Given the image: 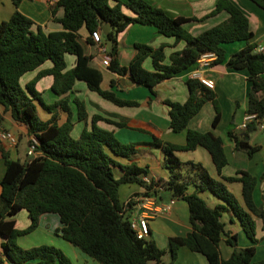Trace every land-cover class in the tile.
Masks as SVG:
<instances>
[{
    "label": "trees",
    "instance_id": "obj_1",
    "mask_svg": "<svg viewBox=\"0 0 264 264\" xmlns=\"http://www.w3.org/2000/svg\"><path fill=\"white\" fill-rule=\"evenodd\" d=\"M23 1L13 0L14 14L8 21L0 22V105L11 112L13 121L24 124L29 134L38 140L36 151L39 155L21 162L3 152L6 173L0 190V236L5 241L0 264H73L55 246L26 249L18 243L20 237L38 229L42 216L51 214L60 219L61 227L56 233L100 264H174L183 247L204 255L210 264H264V259L254 261L259 240L253 217L263 221L264 230V207H258L253 198L258 183L264 182V175L258 178L240 170L236 176H224L222 171L229 163L224 139L211 131L189 129L190 121L209 102L216 110L213 124L219 123L222 109L214 89L198 78H191L187 81L190 97L186 102L162 100L169 108L172 131H187L184 145L166 142L144 128L131 126L128 118L111 113L94 115L89 127L86 105L78 98L74 99L78 119L86 125L80 137L75 138L72 135L75 127L73 111L70 98L66 96L80 80L85 81L91 91L119 107L140 106L138 101L126 100L115 91L102 88L103 73L91 64L92 57L85 54L81 43L80 31L84 27L91 34L97 30L103 32V27L110 25L108 38L113 41L109 50L110 69L148 87L154 97L160 83L194 67L203 55L215 53L218 58L214 65L219 64L225 59L224 45L242 41L246 46L231 55L227 67L249 72L252 86L246 114L256 118L242 132L229 131L228 136L234 140L237 150L245 151L252 158L260 148L250 144V137L264 123V52L258 51L257 43L253 42L254 33L246 13L232 0H219L211 13L194 20L202 21L223 11L229 14L228 19L194 36L184 28V24L193 19L171 17L145 0H58L50 9L52 19L61 23L63 30L46 33L41 26L35 29L36 23L19 10ZM251 1L264 10V0ZM60 7L65 10L62 18L57 16ZM124 7L134 15L126 14ZM134 24L153 26L160 34L175 38V47L181 41H185L186 46L173 52L167 64L165 50L168 45L154 48L137 43L136 54L128 66H123L118 53V35ZM87 43H94L93 39H88ZM66 54L77 57L73 69L66 70ZM149 58L153 60V70L144 66ZM47 61H51L53 67L41 71L23 87L22 77ZM46 76L54 77L53 90L60 97L53 104H47L37 89L40 79ZM114 85L112 82V87ZM38 104L52 114L50 120L41 119ZM60 111L68 114L62 125L59 124ZM99 122L149 133L150 145L165 154L169 179L152 180L148 184L144 176H148L149 168L133 161L139 152V144L123 143L114 131L101 128ZM200 146L210 153L221 179L212 177L202 163L183 162L176 155V152L194 151ZM116 157L128 162L122 164ZM117 169L122 172L120 177L116 176ZM225 182L243 184L246 208ZM132 183L144 188L143 195L157 198L163 188L172 198L185 200L189 205L192 231L185 236L171 237L167 249L159 247L153 240L139 239L131 227L127 210L136 203L126 206L120 199L121 185ZM191 188L195 189L192 193ZM202 191H211L224 204L210 207L200 196ZM23 210L28 212L31 224L18 229L14 217ZM229 211L240 220L252 246L240 247L238 236L226 230L222 217ZM223 236L228 237L226 242L234 248L227 260L222 258L220 251ZM167 254L171 256L169 263L164 262Z\"/></svg>",
    "mask_w": 264,
    "mask_h": 264
},
{
    "label": "crops",
    "instance_id": "obj_2",
    "mask_svg": "<svg viewBox=\"0 0 264 264\" xmlns=\"http://www.w3.org/2000/svg\"><path fill=\"white\" fill-rule=\"evenodd\" d=\"M58 0H24L19 10L35 23L41 26L46 33L62 31L63 25L52 19L51 5ZM127 2L128 0H121ZM151 5L163 9L171 17H183L190 19L184 24V28L192 35L198 36L206 30L222 23L228 19L229 14L226 11L221 12L217 16L210 17L202 21L194 19H201L211 13L219 0H145ZM236 3L249 17L251 30L254 33L253 42L257 43L258 51L263 49L264 52V10L257 6L251 0H232ZM115 5V2H112ZM15 6L13 0H1L0 2V22L8 21L14 14ZM124 12L128 15H134L129 9L124 7ZM65 14L63 7L58 10V18H62ZM103 33V32H102ZM81 43L83 45L86 55L92 57L91 64L102 71L103 81L102 88L105 90H113L118 96L126 100H134L140 103L139 107H119L112 102L104 99L98 93L91 91L85 81H76L74 88L66 96L70 98V106L73 111V119L75 127L72 135L75 138L80 137L84 128L85 122L79 121L77 105L74 102L75 98L83 101L86 105L88 112V125L90 127L92 117L94 115H103L105 113L115 114L120 117H125L130 120L129 124L133 127L144 128L149 132L156 134L162 140L173 144L184 145L187 139V131L176 133L170 128L169 108L162 104V100L170 99L173 101L184 103L190 97V89L188 87V79L194 78L195 74L199 71V66L196 64L189 70L179 74L178 76L165 80L160 83L156 88L157 96H152L148 87L134 83L129 76H120L113 72L110 67L103 65V60L106 55H109V47L106 53L99 51V46L94 43H87L88 39H92L90 32L87 28H82L80 31ZM104 41L107 43V38L103 36ZM175 38L166 37L160 34L153 26L134 24L129 26L124 32L118 35V53L123 66H128L137 50L135 45L137 43H144L158 48L163 44L168 45L165 50L166 63H170V55L178 50H182L186 46L185 41H181L176 47ZM174 46V47H173ZM246 46L245 42H234L224 45L226 50L225 59L213 67L200 71V78L208 79L214 83V91L218 96V102L222 109L221 119L217 126H214L216 118V110L212 102L207 103L202 111L194 117L189 123V129L197 130L200 132H213L215 135L224 139L226 153L228 155L229 163L224 167L222 174L226 177L236 176L238 171L243 170L249 172L253 176L261 178L264 175V123L259 129L254 132L250 137V144L257 146L260 149L249 158L245 151L237 150L234 140L229 138L228 132L240 133L242 132L241 124L243 123L246 115L247 100L251 92V82L249 80V72L247 70H235L227 67V63L232 54L240 51ZM110 56V55H109ZM67 68L66 70L73 69L77 64V57L72 54L65 56ZM144 66L148 70H153V60L147 59ZM53 67L51 61H47L44 65L35 71L25 74L21 79V84L25 87L29 82L38 76L43 71ZM264 77V74H263ZM112 82L115 85L112 87ZM54 77L46 76L40 79L37 84V89L41 93L43 100L47 104H53L60 97L53 90ZM151 99V101H150ZM38 106V113L41 119L48 121L52 118V114L44 110L40 104ZM68 114L65 111H60L59 124L62 125L67 121ZM118 120V119H117ZM98 125L109 131H114L116 136L123 143H138V154L133 158L141 167H148V177L151 181H167L169 179V172L165 167V154L161 149L155 148L150 145L152 141L149 133L140 132L127 128H116L113 125L99 122ZM7 130L14 132L19 142L16 148H10L6 142L0 141V190L1 181L6 173V164L3 152H7L12 160H19L26 162L29 159L28 151L30 142L33 139L28 132V128L21 123L15 122L12 119L10 111L5 110L0 105V131ZM178 158L183 162H196L202 163L209 171L210 175L214 178L221 179L218 174L216 165L210 153L204 147H198L194 151H179L176 152ZM116 160L122 164L128 162L127 159L116 157ZM117 177H120L122 172L117 169ZM228 189L237 197L240 204L246 208L243 184L240 182L227 183ZM195 189L191 188L190 193ZM160 196L157 197L159 203H168L176 199V203L172 212L167 214H160L155 219H151L150 236L148 240H153L157 245L163 249H167L169 239L175 236H185L192 231L190 224L189 205L183 199L172 198L168 191L160 188ZM145 190L137 183L123 184L120 187V199L123 203L132 197L143 196ZM200 196L205 199L210 207H215L224 202L218 198L211 191H202ZM254 202L258 207H264V182H259L253 193ZM128 214L133 216L139 211L138 205L135 204L132 208L127 207ZM52 215V214H51ZM44 215L40 220V225L36 231L20 237L18 243L21 247L29 249L41 245L58 246L65 252L72 254L73 258L81 264H96L88 255L84 254L75 246L66 240L56 238L52 235L53 228L61 227L60 222L55 216ZM256 221V238L259 242L256 244L257 252L254 261H261L264 259V230L263 221L253 215ZM54 219V224H49L47 227L45 221ZM14 219L16 220V227L18 229H25L30 226L31 220L27 211L19 212ZM60 221V220H59ZM222 221L226 224V230L231 234H236L239 240V246L242 248L250 247L253 245L248 238L240 220L233 215L232 212H227L223 215ZM49 229L47 230L45 226ZM54 226V227H53ZM47 235V237H46ZM60 236V235H59ZM61 237V236H60ZM28 239V240H26ZM228 237L223 236L220 244L221 256L224 260L229 259L234 251V248L229 245ZM5 241L0 236V256L3 255L2 244ZM169 260L164 262L169 263ZM73 263V262H72ZM74 264V263H73ZM174 264H210L208 259L200 254L190 251L188 248L183 247L178 252V258Z\"/></svg>",
    "mask_w": 264,
    "mask_h": 264
},
{
    "label": "built area",
    "instance_id": "obj_3",
    "mask_svg": "<svg viewBox=\"0 0 264 264\" xmlns=\"http://www.w3.org/2000/svg\"><path fill=\"white\" fill-rule=\"evenodd\" d=\"M93 41L99 46V51L101 53H106L108 51V44L103 39V34L101 30L94 31L90 34ZM263 51V49H259ZM218 56L215 53L203 55L197 62L199 71L195 74L194 78L200 79L206 86L214 89V83L211 80L200 78V71L209 69L213 67L214 62L217 60ZM112 57L106 55L103 60V65L108 67L110 66ZM256 118L255 115L246 114L241 124V129H245L247 125ZM0 141L6 142L10 148H16L19 142L18 136L12 132L3 130L0 131ZM30 143L28 155L29 157H36L39 155L36 151V145H38V140L33 137ZM144 180L149 184L151 180L148 177H145ZM138 205L139 211L137 214L131 216V227L136 232L139 239H148L150 236V225L149 222L151 219H155L160 214H167L172 212V209L176 203V199L169 201L168 203H159L157 198L153 195H143L139 197L130 198L126 206L131 202H134Z\"/></svg>",
    "mask_w": 264,
    "mask_h": 264
},
{
    "label": "rangeland",
    "instance_id": "obj_4",
    "mask_svg": "<svg viewBox=\"0 0 264 264\" xmlns=\"http://www.w3.org/2000/svg\"><path fill=\"white\" fill-rule=\"evenodd\" d=\"M116 174H118L117 173V171H116ZM116 176H118V175H116ZM51 216H55L57 219H58V222H60L59 220V216L58 215H51ZM49 219V218H48ZM54 224V219L53 220H51V219H49V221L48 222H46L45 221V224H46V226L48 225L49 226V224ZM45 224L43 223V226H45ZM61 224V223H60ZM45 226V227H46ZM47 226V227H48ZM46 227V229L47 230H49L48 228ZM54 227V226H53ZM56 230H57V228H53L52 229V235L53 236H55L56 238H61L62 240H64L62 237H60L57 233H56ZM24 237V236H23ZM46 237H47V235H46ZM26 240H28V239H26ZM19 242V241H18ZM49 245V244H48ZM52 246V245H51ZM73 246V245H72ZM55 247H57V248H59V249H61L60 247H58V246H56L55 245ZM62 250V249H61ZM63 251V253L66 255V257L68 258V259H70V261H72L74 264H81V262H78L76 259H74L73 258V256H72V254L71 253H69V252H65L64 250H62ZM91 258V257H90ZM93 262H95L96 264H100L99 262H97V261H95L94 259H91ZM165 260H169V255H166L165 256Z\"/></svg>",
    "mask_w": 264,
    "mask_h": 264
},
{
    "label": "water",
    "instance_id": "obj_5",
    "mask_svg": "<svg viewBox=\"0 0 264 264\" xmlns=\"http://www.w3.org/2000/svg\"><path fill=\"white\" fill-rule=\"evenodd\" d=\"M110 31H111L110 25L107 24V25H105L103 27V34L107 37L108 47H109V49H112V47H113V41L108 38Z\"/></svg>",
    "mask_w": 264,
    "mask_h": 264
}]
</instances>
